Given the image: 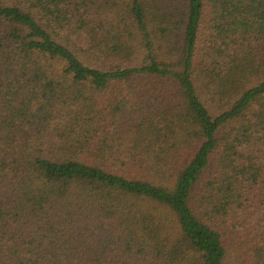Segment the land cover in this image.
<instances>
[{
  "label": "trees",
  "instance_id": "trees-1",
  "mask_svg": "<svg viewBox=\"0 0 264 264\" xmlns=\"http://www.w3.org/2000/svg\"><path fill=\"white\" fill-rule=\"evenodd\" d=\"M0 264H264V0H0Z\"/></svg>",
  "mask_w": 264,
  "mask_h": 264
}]
</instances>
